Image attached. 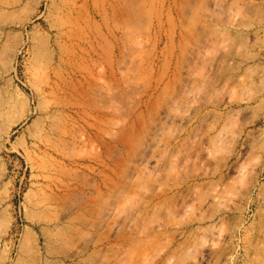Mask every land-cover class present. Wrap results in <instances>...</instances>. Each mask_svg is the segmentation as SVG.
<instances>
[{"label":"rangeland","instance_id":"rangeland-1","mask_svg":"<svg viewBox=\"0 0 264 264\" xmlns=\"http://www.w3.org/2000/svg\"><path fill=\"white\" fill-rule=\"evenodd\" d=\"M132 1L47 178L24 114L61 0H0V264H264V0Z\"/></svg>","mask_w":264,"mask_h":264},{"label":"bare ground","instance_id":"bare-ground-1","mask_svg":"<svg viewBox=\"0 0 264 264\" xmlns=\"http://www.w3.org/2000/svg\"><path fill=\"white\" fill-rule=\"evenodd\" d=\"M123 1L126 3V0H61L55 22L58 55L55 58L51 54L40 71L35 87L37 105L24 114H36L43 125L36 148L39 167L45 169L47 178L53 176L48 166L53 168L65 162L66 148L74 144L78 137V117L82 118V105L77 97L80 87L88 79V72L79 68L78 61L83 54L93 57L99 39L106 38L95 27L92 29L91 24L106 23L115 2L120 5L118 8L122 16L126 11Z\"/></svg>","mask_w":264,"mask_h":264}]
</instances>
